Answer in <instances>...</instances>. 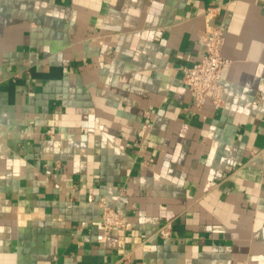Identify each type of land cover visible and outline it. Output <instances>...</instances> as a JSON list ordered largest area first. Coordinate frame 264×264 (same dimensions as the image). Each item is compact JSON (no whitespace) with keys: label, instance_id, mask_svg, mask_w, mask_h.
I'll list each match as a JSON object with an SVG mask.
<instances>
[{"label":"crops","instance_id":"obj_1","mask_svg":"<svg viewBox=\"0 0 264 264\" xmlns=\"http://www.w3.org/2000/svg\"><path fill=\"white\" fill-rule=\"evenodd\" d=\"M0 264H264V0H0Z\"/></svg>","mask_w":264,"mask_h":264},{"label":"built area","instance_id":"obj_2","mask_svg":"<svg viewBox=\"0 0 264 264\" xmlns=\"http://www.w3.org/2000/svg\"><path fill=\"white\" fill-rule=\"evenodd\" d=\"M207 12L215 15L217 8L208 7ZM202 39L206 41L204 55L190 67L183 68L182 82L191 93L195 108L201 110L205 104L214 109L221 108L224 103V91L221 83V73L231 64V60L222 55V47L225 41L224 30L221 24L214 25L205 30ZM100 223L102 236L100 240L113 230H124L126 223L123 216L115 209L108 206L103 198H100ZM84 224V223H82ZM157 234L162 238L171 235V223L161 225Z\"/></svg>","mask_w":264,"mask_h":264}]
</instances>
